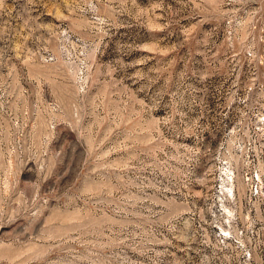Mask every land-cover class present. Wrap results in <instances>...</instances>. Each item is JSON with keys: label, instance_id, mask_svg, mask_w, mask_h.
<instances>
[{"label": "rangeland", "instance_id": "374dc122", "mask_svg": "<svg viewBox=\"0 0 264 264\" xmlns=\"http://www.w3.org/2000/svg\"><path fill=\"white\" fill-rule=\"evenodd\" d=\"M0 264H264V0H0Z\"/></svg>", "mask_w": 264, "mask_h": 264}]
</instances>
